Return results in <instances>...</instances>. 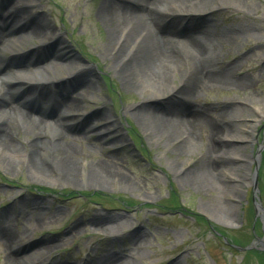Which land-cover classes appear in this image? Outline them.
I'll return each instance as SVG.
<instances>
[{"label": "rangeland", "instance_id": "rangeland-1", "mask_svg": "<svg viewBox=\"0 0 264 264\" xmlns=\"http://www.w3.org/2000/svg\"><path fill=\"white\" fill-rule=\"evenodd\" d=\"M101 2L24 0L60 34L79 67L72 65L69 56L65 66L53 67L54 54L61 47L54 39L26 36L13 52L0 47V87L6 91L8 105L25 106L35 115L48 114L56 100L67 101L72 92L81 90L70 89L73 74L94 76L80 111L68 121L71 133L79 138L72 143L84 164L106 160L117 177L91 183L83 175L62 173L60 153L54 149H45L37 158L41 169L31 171L21 162V153L28 151L23 131L29 129L9 112L15 124L12 139L20 153L16 157L0 146V214L7 209L8 223L24 243H51L53 254L46 263L55 258L79 263L92 252L99 257L119 255L129 264H263L256 257L258 251H237L231 246L249 245L262 235L251 178L259 150L256 188L264 210V148L258 147L264 141V0L223 2L222 10L198 12L181 23L195 27L194 32L204 27L210 32L204 38L210 69L221 72L230 83L201 82L182 62L167 82L156 87L146 80L126 82L117 73L109 54L110 25L97 14ZM149 2L162 11L167 23L177 14L170 1ZM10 3L0 0V8ZM222 31L232 34L223 36ZM89 67L92 73L86 70ZM39 73L54 78L45 82ZM35 89L43 91V97L33 95L30 90ZM165 106L198 109L193 131L183 125L184 136H173L138 116ZM37 130L52 146V130L41 125ZM183 139L187 143L181 147ZM193 176L192 184L188 177ZM200 181L212 182L219 190L205 191L197 185ZM98 194L105 196L97 198ZM16 198L29 206H11ZM96 213L123 214V224L115 235L95 231L84 224ZM75 222L82 224L77 235L70 230ZM8 223L0 218L1 226ZM27 250L11 252L19 256L34 251ZM9 252L8 244L0 241V264Z\"/></svg>", "mask_w": 264, "mask_h": 264}, {"label": "bare ground", "instance_id": "bare-ground-1", "mask_svg": "<svg viewBox=\"0 0 264 264\" xmlns=\"http://www.w3.org/2000/svg\"><path fill=\"white\" fill-rule=\"evenodd\" d=\"M158 1H170L175 6L177 14L168 20L171 22L167 23L163 15H160L162 11H159L158 7L151 8L149 4L151 2L149 0H102L98 8V16L110 25L108 39H110L111 49L109 50V54L117 69V73L123 76V80L126 82L127 80L135 81L136 83H141L143 80H146L150 85L155 86L159 83L167 82L169 75L181 67L182 62H186L192 69L193 77L201 80V82L214 81L217 84L230 83L221 72L213 73L210 69V53L205 46L208 43L204 39L210 32L205 27L198 32H194L195 27L190 24L183 25L181 23L198 12L214 14L225 8L222 7L223 2H229L231 0ZM213 6L222 8L213 9ZM31 10L32 6L25 4L24 0H11V3L5 8H0V29L4 30V32L0 30V47L2 46L6 51L13 52L18 48L23 37L26 36L38 37L41 40L54 39L52 42H55L61 48L59 52L54 54V61L51 62L52 66H65V59L69 56L72 60V65L79 67L78 60L71 57V51L65 45L66 42H61L60 34L51 26L46 25L41 15L38 16ZM162 21L163 24H161ZM171 23L180 25L177 27L178 25H172ZM230 34L232 33L222 31L223 36ZM37 63H41L40 59L37 60ZM69 64L71 65V62ZM150 67L152 69L154 68V71L150 72ZM86 70L88 73H92V68L89 67ZM36 75L39 78H43L45 82L54 78V76L47 73H39ZM69 80L71 81V90L78 87L81 90L78 93L72 92L71 98L67 101L56 100L53 110L50 109V113H41L39 115L33 114L25 106L16 107L8 105L9 98L7 97L6 91L4 87H0V146L7 149L8 153H13L16 157L20 153V149L16 145L18 143L12 139V130L15 128V124L8 117V113L13 112L21 120L22 125L29 129L27 133L26 130L23 131L25 135L24 144H27L28 151H26V154L21 153L23 155L21 162L25 163L29 169H34L31 171L41 169L38 165L37 158L45 153V149H54L60 153L59 164L62 173L71 176L83 175L91 183L92 181H102L110 177H117L116 173L110 168L111 165L108 161L99 159L87 165L79 158L80 153L75 148V143H72L78 141L79 138L71 133L73 127L68 121L72 120L75 112L80 111V104L85 98L88 88H92L94 76L75 73ZM30 91L37 97V93L43 97V91H36V89ZM165 107V109H158L159 111L154 110L156 112H139L138 116L142 120L152 121V124L164 129L168 134L173 136L175 134L178 137L184 136L181 132V126L183 127V125L188 128V132L193 131V125L197 117L195 112L198 109L192 107L183 108L180 106L173 108ZM62 110L64 112H61ZM39 125L42 128H50L52 133H54L52 146L47 144L41 136V133L38 132L37 128H39ZM32 127L34 128L33 130L31 129ZM188 132L185 131V134ZM84 133H87V130L84 129ZM104 137H107V135H104ZM185 143L187 141L183 139L180 146L184 147ZM262 147H264V143L259 149ZM259 160L260 152H258V157L255 158V162L258 164ZM4 161L3 165L9 168V163L7 164V161L4 163ZM83 167H86V170H81ZM194 177H188V181L192 184L194 181L191 180H194ZM203 177L204 179L209 178L208 175ZM252 177L254 181V176ZM211 184L214 183L211 182ZM211 184H205L201 181L197 183L205 191L213 190L212 188L214 186L218 187L215 184ZM215 187L214 192L219 190ZM19 199L16 198L11 206L19 208H27L29 206L28 204L20 202L21 200ZM0 218L3 221L6 220L7 223L9 221L11 223V220L7 219V209L1 212ZM30 219L37 221L39 225L42 224V220L36 218ZM123 219V214L109 215L96 213L84 225H90L95 231H105L115 235L123 224ZM10 223H8V226L0 225V241L1 243L8 244L10 247V252L4 257V263L2 264H129L128 260L121 259L119 255L110 254L106 257H99L92 252L79 263L75 261L62 263L58 258L46 263V260H50L53 254L51 243L47 241H42V243L41 241L39 243L26 241L24 243L18 238L17 233L12 231ZM81 225V222H75L70 229L71 233L74 235L79 234ZM262 240L263 237L260 239L257 238L253 244L256 246ZM38 247H42L44 251L35 250ZM22 248L28 249L27 251H34L29 254L23 253L17 256L16 252ZM11 250H16V252L12 253Z\"/></svg>", "mask_w": 264, "mask_h": 264}, {"label": "water", "instance_id": "water-1", "mask_svg": "<svg viewBox=\"0 0 264 264\" xmlns=\"http://www.w3.org/2000/svg\"><path fill=\"white\" fill-rule=\"evenodd\" d=\"M258 157V154L256 155V158ZM258 167V166H257ZM257 167H255V172H254V178H255V176H256V173H257ZM258 211H260L261 213H262V208L260 207V205H258ZM264 214L262 213V216H263ZM263 222H264V217H263ZM252 246V245H251ZM250 246V247H251ZM250 247H246V248H250ZM245 248V249H246ZM259 250H261V251H264V229H263V240L260 242V248H259Z\"/></svg>", "mask_w": 264, "mask_h": 264}, {"label": "trees", "instance_id": "trees-1", "mask_svg": "<svg viewBox=\"0 0 264 264\" xmlns=\"http://www.w3.org/2000/svg\"><path fill=\"white\" fill-rule=\"evenodd\" d=\"M95 196L98 197V198H101V196H105V195H99V194H98V195H95ZM250 252H253V253L257 254V251H253V250H252V251H250ZM258 253H260V254H259L258 256H256V257H258V258L260 259L261 262H262V261L264 262V256H263L264 253H261V252H258ZM261 262H260V263H261ZM263 262H262V263H263ZM263 264H264V263H263Z\"/></svg>", "mask_w": 264, "mask_h": 264}]
</instances>
